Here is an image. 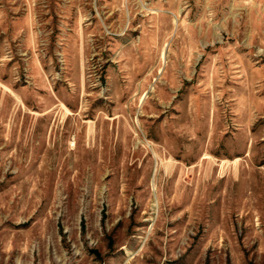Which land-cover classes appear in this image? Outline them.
<instances>
[{
    "label": "rangeland",
    "instance_id": "1",
    "mask_svg": "<svg viewBox=\"0 0 264 264\" xmlns=\"http://www.w3.org/2000/svg\"><path fill=\"white\" fill-rule=\"evenodd\" d=\"M0 264H264V0H0Z\"/></svg>",
    "mask_w": 264,
    "mask_h": 264
}]
</instances>
